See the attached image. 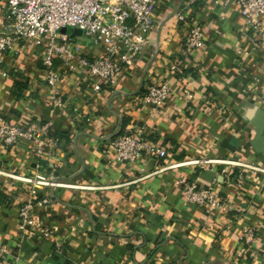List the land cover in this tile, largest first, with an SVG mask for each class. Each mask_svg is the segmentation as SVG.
<instances>
[{
	"label": "crops",
	"instance_id": "obj_1",
	"mask_svg": "<svg viewBox=\"0 0 264 264\" xmlns=\"http://www.w3.org/2000/svg\"><path fill=\"white\" fill-rule=\"evenodd\" d=\"M195 20L204 44L186 50ZM242 25L234 3L157 0L145 48L111 86L93 90L85 67L68 71L53 60L60 106L42 48L15 41L0 66V116L22 127L50 122L58 143L40 156L28 138L0 142V264H264V158L249 144L253 127L243 119L248 107L264 109V60ZM61 31L83 55L103 54L77 28ZM162 81L172 91L153 111L142 97ZM132 127L166 155L116 160L110 140ZM39 171L63 185L33 193L11 176ZM185 183L215 189L226 207L187 201ZM29 197L41 227L25 232L18 211ZM245 226L254 230L249 244Z\"/></svg>",
	"mask_w": 264,
	"mask_h": 264
},
{
	"label": "built area",
	"instance_id": "obj_2",
	"mask_svg": "<svg viewBox=\"0 0 264 264\" xmlns=\"http://www.w3.org/2000/svg\"><path fill=\"white\" fill-rule=\"evenodd\" d=\"M204 1L221 5L236 4L243 20L242 37L260 50L264 60V0ZM156 2L157 0H0V66L5 54L14 49L17 40L41 47L45 79L55 93L52 96L55 106L62 104L61 98L56 96L61 74L53 66L55 58H59L68 71L85 67L88 75L96 79L92 84L93 90L111 86L120 69L131 65L145 48L148 32L153 26V7ZM176 17L185 20L187 15L184 11H177ZM64 27L80 29L93 44L103 46V54L83 55L78 45L66 41V35L61 31ZM204 39L203 26L199 20H195L184 36L183 47L186 50L199 48L204 44ZM1 75L6 76V70L2 69ZM171 91L172 88L166 81L153 84L144 93L142 101L153 111H157ZM51 128L50 122L30 123L22 127L0 116V142L10 146L20 138H28L34 143L38 155H49L57 147V141L50 133ZM110 148L114 158L123 162H132L142 153L156 157L166 155L163 147L147 141L141 130L135 127L115 134L110 140ZM220 161L243 165L238 161ZM188 162L198 163L199 160ZM223 171L227 172L225 169ZM11 176L27 183L33 193L41 186L63 185L53 176L41 171L32 177ZM182 189L185 199L191 203L209 208H225L227 205V201L213 188H198L195 184L185 183ZM34 204L33 197H29L19 207L18 228L21 231L31 232L41 227V221L33 211ZM42 230L45 233L46 229ZM253 233L251 226L242 228L241 237L245 244L252 242Z\"/></svg>",
	"mask_w": 264,
	"mask_h": 264
},
{
	"label": "water",
	"instance_id": "obj_3",
	"mask_svg": "<svg viewBox=\"0 0 264 264\" xmlns=\"http://www.w3.org/2000/svg\"><path fill=\"white\" fill-rule=\"evenodd\" d=\"M78 31L82 32L80 29ZM243 119L253 127L249 144L264 158V109L257 106L248 107L243 114Z\"/></svg>",
	"mask_w": 264,
	"mask_h": 264
},
{
	"label": "trees",
	"instance_id": "obj_4",
	"mask_svg": "<svg viewBox=\"0 0 264 264\" xmlns=\"http://www.w3.org/2000/svg\"><path fill=\"white\" fill-rule=\"evenodd\" d=\"M51 133V132H50ZM52 135V134H51ZM53 137V136H52ZM54 138V137H53ZM55 139V138H54ZM56 141H57V139H56ZM58 143V142H57Z\"/></svg>",
	"mask_w": 264,
	"mask_h": 264
},
{
	"label": "rangeland",
	"instance_id": "obj_5",
	"mask_svg": "<svg viewBox=\"0 0 264 264\" xmlns=\"http://www.w3.org/2000/svg\"><path fill=\"white\" fill-rule=\"evenodd\" d=\"M83 37H86V36L83 35Z\"/></svg>",
	"mask_w": 264,
	"mask_h": 264
}]
</instances>
